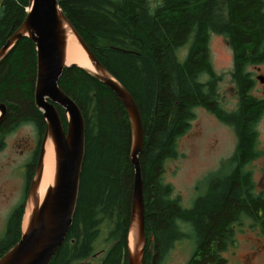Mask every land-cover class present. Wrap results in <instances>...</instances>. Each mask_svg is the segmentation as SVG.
I'll list each match as a JSON object with an SVG mask.
<instances>
[{
  "label": "trees",
  "instance_id": "obj_1",
  "mask_svg": "<svg viewBox=\"0 0 264 264\" xmlns=\"http://www.w3.org/2000/svg\"><path fill=\"white\" fill-rule=\"evenodd\" d=\"M29 0H0V47L23 20ZM213 0H58L70 23L106 69L133 96L142 118L144 141L139 154L144 201L145 246L142 264H161L175 236L177 207L172 187L162 180L163 165L173 156L179 134L192 118L191 109L204 102L193 79L204 71L213 75L207 42L210 33L227 34L238 55L249 54L258 41L254 23L258 16L231 7L227 22ZM224 24H228L224 27ZM191 39V42L188 41ZM190 42L180 61L176 50ZM36 76L35 47L21 38L0 60V99L14 105L18 119L43 125L33 102ZM191 83H193L191 85ZM58 86L80 108L85 121V153L72 225L49 264H127V232L131 210L134 167L130 162L131 127L116 95L82 68L71 65ZM213 89L208 92L209 96ZM206 105V103H205ZM211 107V103L206 107ZM62 121L66 122L62 109ZM240 149L247 152L248 132L242 126ZM237 173L223 189L199 205L202 259L213 264L215 249L226 222L244 205ZM25 200L10 212L0 256L20 236ZM104 235L107 248L97 250ZM216 245V247H215Z\"/></svg>",
  "mask_w": 264,
  "mask_h": 264
},
{
  "label": "flooded vegetation",
  "instance_id": "obj_2",
  "mask_svg": "<svg viewBox=\"0 0 264 264\" xmlns=\"http://www.w3.org/2000/svg\"><path fill=\"white\" fill-rule=\"evenodd\" d=\"M241 1L213 0L211 6H215L224 16V23L227 22L234 3L237 2L236 11L244 9L245 6L239 4ZM246 9L255 12L258 16L254 28L261 30H257L255 34L254 41H258L256 46L249 54L244 53L243 56H239L238 49L235 48L230 37L225 33L220 34L224 41H218V43L221 44L222 54L226 58L225 65L219 73H216L212 66L213 75L204 71L197 80L193 79V83L197 82L202 89L204 102H198L192 107V118L189 120L188 128L193 121L200 118L201 114L209 115L231 133L232 151L228 156L221 153L213 166L207 167L191 180L192 191L185 203L179 192L175 197L173 196L172 189V196L176 199L177 207L185 213L174 219L175 236L171 243L187 240L188 243L179 245L190 251L185 264H194L202 259V250L199 247L200 223L198 214H195L196 209L205 200L209 201L210 196L223 189L227 177L234 173L238 175L239 185L242 183L240 199L245 202L236 216L226 222L225 233L221 241L217 242L219 246L215 245L217 261H213V264H264V0H252L251 7L246 6ZM227 26L228 24H224V27ZM207 46L211 60L209 41ZM211 89L213 94L209 96L208 92ZM205 103L206 105L211 103V107L207 108ZM1 104L5 106V114L0 122V154L10 158L17 152L19 156L27 157L23 162L25 179L17 207L23 199L26 200L46 123L43 116L42 128L33 120H17L13 113L14 105L4 99H0ZM54 106L65 127L66 122L62 121V107L57 104ZM244 124L248 132V146L247 152L242 155L240 146ZM20 126L31 128L34 135L33 143L26 135L18 139L11 137ZM199 136L196 133L179 134L174 145L173 159L179 161L182 156L189 158V153L195 147ZM218 144L219 139L214 136L206 146L211 149ZM17 145L19 149L16 151ZM47 151L52 153L50 143L44 154ZM226 162L229 163L228 169L224 165Z\"/></svg>",
  "mask_w": 264,
  "mask_h": 264
},
{
  "label": "water",
  "instance_id": "obj_3",
  "mask_svg": "<svg viewBox=\"0 0 264 264\" xmlns=\"http://www.w3.org/2000/svg\"><path fill=\"white\" fill-rule=\"evenodd\" d=\"M68 31L76 36L93 69L77 63L66 64ZM23 37L31 40L35 47L33 101L41 111L46 127L24 203L19 239L0 256V264H49L72 225L85 153V121L78 105L58 86L63 70L71 65L82 68L107 86L127 113L131 127L130 162L134 167V180L126 259L127 264H142L145 230L139 154L143 147L144 132L141 114L133 96L87 46L60 8L58 0L28 1L23 20L0 47V60ZM54 104L64 110L65 127ZM0 112L1 122L5 114L3 104L0 105ZM48 143L53 148V177L40 199L38 187Z\"/></svg>",
  "mask_w": 264,
  "mask_h": 264
},
{
  "label": "rangeland",
  "instance_id": "obj_4",
  "mask_svg": "<svg viewBox=\"0 0 264 264\" xmlns=\"http://www.w3.org/2000/svg\"><path fill=\"white\" fill-rule=\"evenodd\" d=\"M155 1L151 0L152 3ZM188 41H191V39ZM208 41L213 69L216 73H219L226 63V58L222 54L223 49L218 41L224 40L220 34L210 33ZM188 43L176 50V55L180 61H183L186 57ZM185 133L200 135L192 152L189 153V158L182 156L179 161L173 159V157L167 158L164 162L162 173V180L172 187L173 196L175 197L179 192L184 203L192 191L191 180L207 167L213 166L216 158L221 153L228 156L232 151L231 133L207 114H201L200 118L193 121ZM25 135L33 143V131L27 126H20L14 136L11 137L18 139L20 136ZM214 136L218 137L219 144L217 147L209 149L206 145ZM17 144L19 145V143ZM18 145L16 146V151L19 149ZM26 158V156H19L17 152L10 158L0 154V237L4 235L8 215L16 207L19 200L18 197L25 179L23 162ZM224 165L227 169L229 168L228 162ZM103 237L104 235L96 241L97 250L107 248V244H103L101 239ZM185 243H188L186 239L181 242L171 243L166 249V254L161 264H185L190 251L188 248L179 246Z\"/></svg>",
  "mask_w": 264,
  "mask_h": 264
},
{
  "label": "bare ground",
  "instance_id": "obj_5",
  "mask_svg": "<svg viewBox=\"0 0 264 264\" xmlns=\"http://www.w3.org/2000/svg\"><path fill=\"white\" fill-rule=\"evenodd\" d=\"M71 63H77L88 69H93L91 63L89 62L84 52L80 48L79 43L76 39V36L71 31H68L67 43H66V64H71ZM48 144H46L45 146V151H46V147L48 146ZM51 151L52 153H50V151H47L43 157L42 177H41L39 187H38V195L40 199L43 196L46 187L52 182V177H53V148H52V145H51ZM25 220H26V217L23 221V226L25 225Z\"/></svg>",
  "mask_w": 264,
  "mask_h": 264
}]
</instances>
